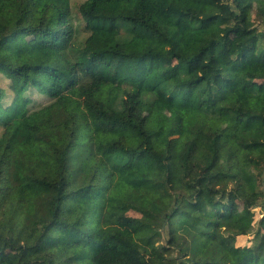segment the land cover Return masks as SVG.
Wrapping results in <instances>:
<instances>
[{
    "label": "trees",
    "instance_id": "obj_1",
    "mask_svg": "<svg viewBox=\"0 0 264 264\" xmlns=\"http://www.w3.org/2000/svg\"><path fill=\"white\" fill-rule=\"evenodd\" d=\"M72 2L0 0V264H264V0Z\"/></svg>",
    "mask_w": 264,
    "mask_h": 264
},
{
    "label": "rangeland",
    "instance_id": "obj_2",
    "mask_svg": "<svg viewBox=\"0 0 264 264\" xmlns=\"http://www.w3.org/2000/svg\"><path fill=\"white\" fill-rule=\"evenodd\" d=\"M82 0H73L72 4V22L75 25V27L79 31V40L83 39L87 35V31L85 28V21L82 20L81 15L79 14L78 6L79 3ZM250 20L254 23V25L259 26V28H263V8L259 4H255L254 8L251 13ZM36 40H32V43H35ZM33 99L35 101V106L42 105L44 103H47L49 101V98L45 95H42L40 92L36 91L33 94ZM158 107L162 111L168 112L170 110V104L166 100H161L158 102ZM146 114L148 115L150 113V107H146L145 109ZM212 130H217L220 132L221 137L218 144V163L217 168H222L226 164L227 160V145L229 141V137L231 134V124L228 121L222 120V121H213L211 124ZM240 191L243 192L244 196L249 197L253 201H257L258 195L252 191H249L246 186H240ZM25 196V191L20 188L17 192V194L14 197V200L17 201ZM254 210L257 213L256 219H258L262 216L261 212L262 209L260 207H255ZM40 231V225L37 223L33 225L29 229L28 238L30 242H34L38 233ZM249 238V236H248ZM248 240H246L247 242ZM15 259V253H10L8 260L5 264H13Z\"/></svg>",
    "mask_w": 264,
    "mask_h": 264
}]
</instances>
